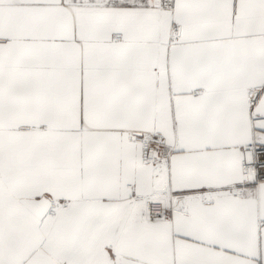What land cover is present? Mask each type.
<instances>
[{"label":"snow or ice","instance_id":"1","mask_svg":"<svg viewBox=\"0 0 264 264\" xmlns=\"http://www.w3.org/2000/svg\"><path fill=\"white\" fill-rule=\"evenodd\" d=\"M0 264H264V0H0Z\"/></svg>","mask_w":264,"mask_h":264}]
</instances>
